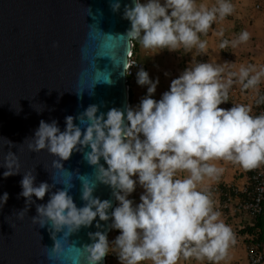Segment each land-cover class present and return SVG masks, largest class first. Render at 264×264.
Listing matches in <instances>:
<instances>
[{"label":"clouds","instance_id":"obj_1","mask_svg":"<svg viewBox=\"0 0 264 264\" xmlns=\"http://www.w3.org/2000/svg\"><path fill=\"white\" fill-rule=\"evenodd\" d=\"M118 8V4L113 5L114 11ZM220 12L229 14L231 7L222 4ZM125 18L132 24L128 36L135 39L142 31L141 43L148 50L192 48L199 40L197 34L207 32L216 23L215 13L197 10L196 0H166V6L158 0H148L146 4L136 0L134 7H126ZM243 38L247 39V33ZM199 47L203 49L205 45L200 43ZM219 74L210 63L189 64L156 100L152 96L159 81L152 82L149 71L141 70L135 78L139 85H149L147 95L140 101L138 110H133L130 91L133 93L131 82L135 78L126 76V86H129L126 117L124 111L113 108L104 120L103 115L95 116L97 107L90 106L85 113L90 123L83 133L73 124L72 116L66 117L63 132L55 121L51 124L40 121L35 133L36 151L47 146L51 153L67 160L77 144H81L92 149L86 156L90 164L96 165L103 156L108 168H100L101 177H107L104 182L124 193H117L116 202L118 199L120 203L113 209L109 228V233L113 227L119 230L115 243L123 264L145 261L179 264L181 258L187 261L193 256L197 260L218 261L226 256L230 242H235L232 229L213 210L211 199L198 189V182L218 171L214 165L203 162L235 161L245 170L264 164V116L254 117L242 104L221 107L227 93L217 80ZM243 75L247 76V72ZM255 82V79L249 81ZM8 167L11 169L12 165ZM185 172L186 177L178 175ZM13 174L12 171L3 173L5 178ZM133 177L138 178L144 189L135 207L127 198L136 190L137 180ZM33 181L30 174L24 176L20 195L43 199L48 184L42 182L34 187ZM91 191L85 184L82 198L90 203L79 209L67 191H58L46 205L37 206L38 216L50 220L57 231L63 226H68L69 231L89 226L97 215L101 220L109 219L106 210L110 202L90 199ZM7 199L8 194L4 193L2 201L6 203ZM45 222L39 220L41 227ZM255 225L250 223L248 229ZM247 232L246 253L251 242L248 236L252 234ZM255 232L259 237L257 227ZM89 235L97 238L93 245L86 247L90 253L89 264H97L104 257L107 264L109 234ZM54 251L62 252L58 241Z\"/></svg>","mask_w":264,"mask_h":264},{"label":"water","instance_id":"obj_2","mask_svg":"<svg viewBox=\"0 0 264 264\" xmlns=\"http://www.w3.org/2000/svg\"><path fill=\"white\" fill-rule=\"evenodd\" d=\"M135 3L0 0V264H89L86 247L97 239L89 234H109L120 189L101 177L100 168H108L103 156L90 164L86 156L92 149L81 144L67 160L47 146L36 151L35 133L42 120L55 121L60 132L65 131L68 116L83 133L90 123L85 115L90 106H96L95 116L103 115L104 120L113 108L126 117L125 69L134 37L128 36L132 24L125 9ZM115 4L119 8L114 11ZM6 171L14 174L5 178ZM29 174L34 187L48 184L43 199L20 195L21 181ZM85 184L92 189L90 199L110 202L109 219L97 215L89 226L57 231L50 220L38 216L37 206L46 205L61 190L78 209L88 205L82 198ZM40 219L46 221L43 227ZM57 241L59 254L54 251Z\"/></svg>","mask_w":264,"mask_h":264},{"label":"crops","instance_id":"obj_3","mask_svg":"<svg viewBox=\"0 0 264 264\" xmlns=\"http://www.w3.org/2000/svg\"><path fill=\"white\" fill-rule=\"evenodd\" d=\"M146 4L148 0H143ZM140 2V3H142ZM162 5L163 1L158 0ZM227 4L231 7L229 14L222 15L220 7ZM197 10H206L212 12L216 9L220 21L211 24L207 36H202L200 43L205 47H199L196 56L188 52L193 51L189 48L182 50L185 57L182 61L181 69L175 67L171 72L169 65L157 67L154 50L144 49L142 43L138 47L136 54L142 62L146 63L149 71V79L152 82L170 84V81L176 76L182 74L189 64L210 63L214 68L219 70L217 80L224 86L223 89L238 87L243 89L258 88L264 85V0H196ZM211 27V26H210ZM247 33V39L243 34ZM226 45L227 47H221ZM189 50V51H188ZM158 53L163 50H157ZM200 54L202 61L198 60ZM136 55V56H137ZM247 72V76L243 75ZM255 79V83L249 81ZM138 78L131 82L132 92L136 100L137 110L140 101L147 95L149 85H139ZM158 83V84H159ZM147 88V89H146ZM145 89V90H144ZM168 90L166 87L162 93L155 92L153 99L159 100L162 94ZM221 107L229 108L226 105ZM143 138V137H142ZM206 165H214L217 172L211 176L205 175L203 180L198 182V189L203 191L212 201L213 210L220 213V219L232 229L234 234V243L229 244L226 256L218 261L197 260L195 256L185 261L181 258L179 264H248L246 245L242 247V241L247 242L248 227L251 223L250 217L245 213L234 211L233 208L219 211L220 199L214 187L216 186H239L242 187L248 182V172L235 161L220 160L203 162ZM181 178L186 177L188 173H179ZM117 231V230H116ZM119 231L113 236V240L119 236ZM115 250V248H114ZM116 251V250H115ZM113 250L109 252L108 264H123L120 260L117 262ZM143 264H152L151 261H145Z\"/></svg>","mask_w":264,"mask_h":264},{"label":"built area","instance_id":"obj_4","mask_svg":"<svg viewBox=\"0 0 264 264\" xmlns=\"http://www.w3.org/2000/svg\"><path fill=\"white\" fill-rule=\"evenodd\" d=\"M214 22H219L220 17L216 9ZM227 47L226 45H224ZM134 42L131 41V51L128 54V62L125 69L127 79L138 77V73L143 70L148 73L146 65L138 60L134 54ZM129 87V86H127ZM227 93V100L224 104L227 107L244 105L250 109V114L254 117L264 116V86L258 88L243 89L231 87L223 89ZM248 182L242 187L239 186H216L214 192L220 199V209H232L245 213L251 219V224L255 225L264 211V164L253 170H247ZM258 232L250 234V244L247 247L248 264H264V247L258 240Z\"/></svg>","mask_w":264,"mask_h":264},{"label":"rangeland","instance_id":"obj_5","mask_svg":"<svg viewBox=\"0 0 264 264\" xmlns=\"http://www.w3.org/2000/svg\"><path fill=\"white\" fill-rule=\"evenodd\" d=\"M143 0H140V2H142ZM163 1L162 3V6H166V0H161ZM148 3V2H147ZM143 4V2H142ZM213 26L211 25L210 28H212ZM210 28L207 30V32H204V33H198V37H199V40L197 42L196 45H194L191 49H193V51H190L188 52V54L191 53V55L194 57L196 56V53L198 52L199 50V44H200V40L203 38L202 36H207L208 35V32L210 31ZM184 48H181L180 50H177V51H168V50H163L162 52L158 53L157 50H154V57H155V61H156V66L159 67H162L164 66V63L166 65H169L170 69H171V72H174L173 69L175 67H177L178 69H181L180 67H182V63H184L185 61H182V59L185 57L184 55V52L182 51ZM186 50V49H184ZM189 51V50H188ZM202 59H204L203 57L200 56V54H198V60L202 61ZM185 60L187 61V58L185 57ZM169 88V84L166 83H159L157 84V87H156V91L155 92H158V93H162L164 91V88ZM147 89V88H146ZM145 90V89H144ZM167 91V90H166ZM131 104H132V109L133 110H137L136 106V100L134 98V93H132V100H131ZM141 139H143L141 137ZM134 180H137V185H136V190L131 193L130 195L127 196L128 199L132 200L133 201V207H135L139 202H140V195L144 192V189L140 186L139 182H138V178L137 177H133ZM118 195H124L123 192L119 191ZM119 200L117 199V202H116V206L114 207V209L116 207L119 206ZM113 224H114V221H113ZM119 231V230H117ZM117 231L116 229L113 227L111 232L109 233L108 237H107V240H108V244H109V252H111V250H113V252L115 254V258L117 260V262L120 261V258H119V252H120V249L119 247L116 245L115 241H116V238L113 240V236L117 234ZM120 234V233H119ZM247 238V237H246ZM242 247H244L246 245V242L245 241H242ZM115 248V250H114ZM108 257H109V254H108ZM107 264H108V259H107Z\"/></svg>","mask_w":264,"mask_h":264},{"label":"trees","instance_id":"obj_6","mask_svg":"<svg viewBox=\"0 0 264 264\" xmlns=\"http://www.w3.org/2000/svg\"><path fill=\"white\" fill-rule=\"evenodd\" d=\"M142 38H143V32L141 31L140 35L137 38L133 39L134 45H135L134 46L135 54L138 51V47L141 44ZM137 58L140 59V57L138 55H137ZM131 98H132V93L130 91V99ZM256 227L260 230L258 240L262 243V246L264 247V211L260 215V217H259V219L257 221V224L255 225V227H250L248 230L253 234V233H255V228Z\"/></svg>","mask_w":264,"mask_h":264},{"label":"bare ground","instance_id":"obj_7","mask_svg":"<svg viewBox=\"0 0 264 264\" xmlns=\"http://www.w3.org/2000/svg\"><path fill=\"white\" fill-rule=\"evenodd\" d=\"M262 244V243H261Z\"/></svg>","mask_w":264,"mask_h":264}]
</instances>
